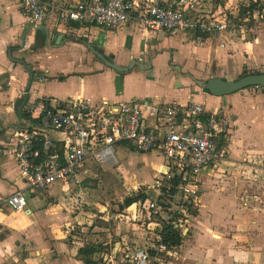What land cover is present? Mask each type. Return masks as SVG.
I'll list each match as a JSON object with an SVG mask.
<instances>
[{
	"label": "crops",
	"instance_id": "1",
	"mask_svg": "<svg viewBox=\"0 0 264 264\" xmlns=\"http://www.w3.org/2000/svg\"><path fill=\"white\" fill-rule=\"evenodd\" d=\"M78 1L43 0L50 9L60 6L72 8ZM139 1L152 2V0ZM193 1L198 5L199 18L205 21L216 18L228 25L227 30L219 40L201 35L204 41L197 42L193 34L181 32L167 36L163 32L162 34L147 31L130 23L117 29H106L96 25L81 27L74 22H59L54 9L51 10L49 24L47 26L42 25L49 32L47 35L43 31L45 29L36 28L27 22L23 7L19 2L0 0L1 198L9 197L18 191L24 193L26 191L19 178L17 163L11 150L17 127L34 126L39 129L41 126L40 116L51 106H61L64 101L69 99H86L89 100L93 110L105 111H107V107H114L120 101L131 103L174 101L180 105L201 104L206 108V111L224 113L223 115L230 121V129L228 137L221 142L223 158L203 169L200 174L202 202L194 212L193 224L190 225L189 231L183 233L185 234L184 240L179 247L175 248L178 251L175 253V250L172 253L169 264H264V92L260 91L261 87H251L230 96L215 97L199 91L198 86H196L198 89H195V92L177 89L174 87V81L176 82L183 76L178 78L172 75L171 64L166 59V56L169 55H166L168 53L167 46L173 48L174 54L178 56L187 54L183 46L180 47L179 43H174V40L178 38L181 43L194 47L196 54L193 56L196 60L202 61L201 66L209 63V68L202 69V71L205 70L203 76L206 79L220 78L233 81L231 77L234 76L238 80L243 74H264V21L256 22L252 19L248 25L245 22V17L237 18V14L239 15L241 11L240 9L238 11L239 0L223 2V11L220 13L212 5L216 3L215 0ZM208 4L213 7H208ZM231 14H236L234 19L230 16ZM251 23L256 29L254 36L250 39L247 37V32H249L247 30L252 28ZM124 30L131 31L127 38H133L132 48H124L122 45L125 39V37L121 38ZM81 32L98 33L102 35L100 38L104 41H97L96 44L88 39L77 40L73 38L71 40L74 43L81 44L78 41H85L91 43L98 51H104V48L107 47L114 48L112 51H104L107 60L115 62L117 65L122 64L120 66L125 67L126 70L118 71L109 67L96 56L98 61L95 63L90 61L88 66H78L75 63L77 59L74 54L65 55L62 53L63 47L59 49L53 47L54 42L61 45L69 40L66 35H75ZM60 36L62 37L59 38ZM41 37H44V46L50 47L48 54L59 57L62 55L68 59V63L64 62L63 65L58 66L57 62L53 65L55 67L44 71L45 73L37 71L34 67L33 70L31 66L33 58L25 59L21 54L30 51L35 53L34 51L41 43ZM81 45L87 48L85 44ZM136 52H142V56L145 52H149L150 56L146 58L147 63H143V57L132 56ZM116 55L118 61L115 59ZM124 55H130L129 64L125 62ZM189 56L192 55H188L185 59ZM22 58L25 59L27 67L15 62V59ZM135 61H140L144 67H148L150 64L151 68L141 69L140 65L134 64L133 68L130 69V65ZM195 62L197 61H194V64ZM136 67L142 71L155 68L164 71L165 77L169 80L165 94H162L164 97L160 94H158L160 97L153 95L148 97L143 92L140 93L136 90V85L143 87L142 83L138 82L137 74H140V70H135ZM28 68L33 75L28 73ZM175 69L181 74L183 73L182 75L190 76L189 70L184 67L176 66ZM27 91L28 95L22 97L23 93ZM209 96L215 98V103L212 107L207 108L205 103L212 100ZM33 104L40 106L35 117L25 115L24 111ZM106 104L107 107H105ZM56 138L58 137L56 136ZM143 156H155L162 160V169L159 170V174L155 178L153 177L151 181L140 184L139 188L145 190L146 186L149 187L155 183L161 173L166 172L164 168L167 166L165 158L158 153L134 151L130 152L125 160L135 157V161L144 167L147 158L142 161L140 158ZM149 166H153L151 161H149ZM149 172L151 175L152 171L149 170ZM88 176L89 171L87 169V172L82 174V182ZM58 186L65 188L66 184L57 183L41 195L34 193L32 198H39L44 195L45 198H63L60 199L61 202L67 200L66 195H56L58 192L56 187ZM49 191L55 194L51 195ZM145 191L147 192L144 193L146 197H155L157 194L150 189ZM136 193L141 192L137 190ZM136 193L133 192L131 195ZM47 194L49 195L46 196ZM27 200L30 213H18L23 216L18 221L31 219L36 215L34 206L37 203L31 205L30 202L33 200H29L28 197ZM123 202L120 200L118 203L116 234L106 235L107 241L101 244H98L97 241L79 243L80 245L76 247L72 244L77 243L78 235L73 233L69 236L62 234L51 237V242L45 238L43 240V237L39 236L35 239V244L39 246V249L34 250L27 249L29 242L23 240V237L9 234V236H1L3 224L13 223L9 216L16 213L6 205L2 206L0 208V264H15L14 261L24 246L28 252L29 259L25 260L28 264H85L78 256V251L86 244L103 245L104 249L94 255V261L98 264H115L113 250L117 244H121L120 254L124 253L125 258L129 248L146 247L156 239V235L160 232L159 230L151 231L153 236L150 238V242H148L149 239L141 240V244L133 241L132 234L141 217L140 202L122 209ZM60 219L62 220L63 217L50 221V224L56 226ZM75 223L76 220L71 221V224ZM119 228L121 231L127 230L123 236L129 239H123L122 242L121 237L118 236L120 234L118 233ZM35 231L37 232L36 229ZM142 236L144 237V235ZM181 236H183L182 233ZM68 237L71 239L65 240ZM19 238L24 242L17 245ZM70 240L73 241L68 244L67 241ZM46 242L52 243V245L48 247ZM109 244H111V248ZM106 255H110V258L104 263Z\"/></svg>",
	"mask_w": 264,
	"mask_h": 264
},
{
	"label": "built area",
	"instance_id": "2",
	"mask_svg": "<svg viewBox=\"0 0 264 264\" xmlns=\"http://www.w3.org/2000/svg\"><path fill=\"white\" fill-rule=\"evenodd\" d=\"M15 1L22 5L27 22L33 26H47L54 9L59 22L106 29L130 23L167 36L193 34L197 42H203L204 35L219 40L228 28L216 18H199L193 0H79L72 8L52 9L43 0ZM254 2L258 6L245 18L248 25L252 19L264 21V0ZM27 95L28 91L22 97ZM39 110L40 106L33 104L24 114L35 117ZM223 114L206 111L201 104L180 105L174 101H120L107 111L93 110L89 100L69 99L45 110L39 118V129L17 127L11 150L24 188L36 194L47 192L57 183L80 188L88 160L102 168L104 163L112 167L117 164V143L124 142L128 154L135 151L163 156L168 171L146 187L157 194L140 202L139 207V221L145 220L143 225L160 232L146 247L129 248L124 260L125 264H169L176 247L164 242L161 232L169 226L182 235L189 231L203 197L200 174L224 155L221 142L228 137L230 121ZM145 190L139 188L138 192L147 193ZM4 205L16 213L28 210L23 191L0 197V208Z\"/></svg>",
	"mask_w": 264,
	"mask_h": 264
},
{
	"label": "rangeland",
	"instance_id": "3",
	"mask_svg": "<svg viewBox=\"0 0 264 264\" xmlns=\"http://www.w3.org/2000/svg\"><path fill=\"white\" fill-rule=\"evenodd\" d=\"M207 1V0H206ZM229 0H215V4H212L215 6V9L218 10V13L223 11V2H226ZM238 2V11L241 8H244L247 6V4L250 3L251 0H239ZM208 3V2H207ZM212 5L208 4V7H213ZM236 10V9H235ZM237 14V12H236ZM236 14H231L230 16L232 19ZM240 17V14H237V18ZM249 28L247 31V37L252 38L255 34V27ZM131 31H123V35L121 38L125 39L123 40V46L124 48H132L133 44V38L128 37V34ZM162 33V32H159ZM163 34V33H162ZM160 34V35H162ZM69 40H66L61 45L53 43V47L55 49H59L63 47V52L65 55L67 54H74L77 61L75 62L76 65H84L88 66L90 65V61L92 63H95L98 61L95 56L92 55L91 52L84 46H82L79 43H74L71 39H77V40H83L88 39L91 40L94 43H98L97 41H104L100 38L98 33L92 34L88 32H81L78 34H69L66 35ZM163 36V35H162ZM177 40V41H176ZM174 43H179L180 47H184V49L187 51V54L178 56L174 54V49L170 48V46H167V54L166 56L167 61L171 64V72L172 75L177 76L178 78L180 76H183V78L178 79L176 82L174 81V87L179 88L184 91H192L195 92V89H198L197 80L205 81L208 80L204 78L205 70L202 71V69L209 68V63H206V65L201 66L202 61L196 60L194 54H196L194 51V47L188 46L187 44L181 43V40L178 38L174 40ZM162 47V46H160ZM104 48V47H103ZM108 48V50H107ZM104 48V51H112L114 48L107 47ZM161 50V48H159ZM48 51H50V47L44 46V37H41V43L37 46V49L34 51L35 53H32V51L27 52L26 54L22 53L21 56L25 59L33 58V62L31 63L32 69L36 68L37 71H40L42 73H45L44 71H47L51 69L55 63L58 62L59 65H63L64 62L68 63V59L66 57H63L62 55L59 56H53L48 54ZM157 51V50H156ZM154 51V52H156ZM158 53V52H156ZM153 54V52H151ZM33 55V56H32ZM109 55V54H108ZM188 55H192L188 57ZM132 56H140L143 57V63L146 62V58L149 55V52H145L142 56V52H136L132 54ZM116 57V58H115ZM114 58L118 61V56L116 55ZM124 59L126 63H130V55L125 56ZM194 61L195 62L194 64ZM193 64V65H192ZM122 65V64H119ZM184 67L186 70H189L190 76L188 75H182L180 72H178L175 67ZM34 67V68H33ZM142 69V68H141ZM135 70H140L138 67L135 68ZM140 74H137L138 82L140 81L142 83V88L140 86L136 85V90L140 93L143 92L146 96H160L164 97L162 94H165L166 91V85L167 82H169L168 78L165 77V73L163 70L160 69H151L148 71H139ZM207 72V71H206ZM50 73V72H49ZM165 77V78H164ZM233 78V81L236 80V76L231 77ZM230 78V79H231ZM177 84V85H176ZM177 86V87H176ZM199 91L201 89L199 88ZM261 92H264V88H260ZM159 96V97H160ZM212 98V100H208L205 103V106L207 108L212 107V105L215 103V98L209 96ZM167 98V97H165ZM140 155V154H139ZM147 158V161L145 162L146 165L144 167H141L140 164H138L135 161V157L129 160H124L123 162H120L118 164H115L111 170L106 171L101 166L93 163V161H87L86 166L89 171V176L87 179H85L82 184L80 185V188H77L73 185H66L65 188L62 186L56 187V191L58 190V194L56 195H66L67 200H63V202L60 201V199H56L54 197L52 198H45V196H40L39 198H32L34 191L31 189H26L25 195L28 197V199H32L33 202H30L32 204H36L34 206L35 214L33 218L31 219H25L22 221H18L19 219L23 218L22 215H19L18 213H12L11 216H9L10 220H13V223L11 224H3L2 226V235L9 236V235H17L19 237H23V240L29 242L27 249L28 250H34L39 249V246L35 244L36 237H43L47 241L51 242V237H57L64 235H70L71 233L78 235L77 236V243L72 244L73 246L78 247L77 245H80L79 243L85 244V243H91V241H97V243L101 244L106 240V235L111 234L115 235V228L118 226V203L120 200H123L130 196L133 192L136 193L141 183H146L147 181H151L153 177L155 178L159 174V170L162 169L161 164L162 160L161 158L155 157V156H143L140 159L144 161V159ZM149 161L152 162V167L149 166ZM149 170L152 171V174L150 175ZM164 170L166 172L168 169L165 167ZM142 185V184H141ZM147 187V186H146ZM64 188V189H63ZM49 193H52L49 191ZM36 194V193H35ZM42 193H39L37 195H41ZM47 194L46 196H48ZM62 205V206H61ZM61 206V207H59ZM58 217H63V219L58 220L56 223L57 225H51L50 221L57 219ZM42 218V220H41ZM72 220H76L75 224H71ZM122 220V219H121ZM125 221V220H124ZM142 221H138L139 224L136 226V229L134 230L132 234V240L136 243L141 244V240H148V242L151 241V237L153 236L152 232L153 230H148V227L144 224ZM116 224V225H115ZM193 223H191L192 226ZM123 227V225H122ZM121 227V228H122ZM121 228H119L118 236L121 237V240L123 242V239H129L127 237L123 236V233L127 231L126 229L121 231ZM37 230V232L35 231ZM107 229H109L107 231ZM54 232V234H53ZM132 232V231H131ZM9 234V235H8ZM122 234V235H121ZM128 234V233H127ZM141 234V235H140ZM144 235V237L142 236ZM67 237V236H66ZM147 237V238H146ZM185 236L183 235V240ZM71 239V238H66ZM19 238L18 244L24 242ZM64 240V241H65ZM73 241V240H72ZM67 241L68 244L72 242ZM52 243L46 242V246H51ZM131 245V244H130ZM136 246V245H132ZM109 247L111 248V244H109ZM106 248V247H105ZM131 248H137V247H131ZM26 246H24L23 249L20 251V255L16 258V262L14 260L15 264H28V262H25L28 258V252H26ZM175 251V250H174ZM178 251V249L175 251V253ZM32 260V259H31ZM24 262V263H22ZM102 264V263H101Z\"/></svg>",
	"mask_w": 264,
	"mask_h": 264
},
{
	"label": "water",
	"instance_id": "4",
	"mask_svg": "<svg viewBox=\"0 0 264 264\" xmlns=\"http://www.w3.org/2000/svg\"><path fill=\"white\" fill-rule=\"evenodd\" d=\"M33 26V25H32ZM36 28H42L45 29V33L49 35V32L46 30L45 27L42 25H36L34 26ZM60 36L59 38H61ZM81 44H85L87 49L96 57H98L105 65L112 67L118 71H124L126 70L125 67L117 65L115 62H110L107 60V56L104 53V51H98L96 47H94L91 43L85 42V41H78ZM9 55L11 56V53L9 52ZM16 63H20L23 66H26V61L24 58L22 59H15ZM134 64L140 65L141 68H151V65L149 64L148 67H144L140 61H135L130 65V69L133 68ZM28 73L32 74L31 70L27 69ZM33 75V74H32ZM32 83V81H31ZM197 86L201 89L202 92L212 95L215 97H224V96H230L233 94H237L240 91H243L245 89L251 88V87H261L264 88V74H248L246 76H242L236 81H226L222 80L220 78H211L205 81H196ZM27 213H30L29 210H27ZM120 247L121 244H117L115 249L113 250V259L116 261L117 264H125L124 260V253L120 254ZM110 258V255H106L104 263L107 262V260ZM115 263V264H116Z\"/></svg>",
	"mask_w": 264,
	"mask_h": 264
},
{
	"label": "trees",
	"instance_id": "5",
	"mask_svg": "<svg viewBox=\"0 0 264 264\" xmlns=\"http://www.w3.org/2000/svg\"><path fill=\"white\" fill-rule=\"evenodd\" d=\"M257 6V3H255L254 0H251L250 4L247 7L241 8L240 17L246 18L252 15ZM246 75L248 74H243V76ZM19 112L21 113V110ZM146 198L147 197L144 194L136 193L134 195L126 197L123 204L121 205V208H129L138 202H143ZM161 235L163 241L170 244V246L172 247H179L183 240V236H181V233L172 226L164 228L161 232ZM103 249V245L86 244L83 248L79 249L78 256L85 264H98L96 261H94V255L102 251Z\"/></svg>",
	"mask_w": 264,
	"mask_h": 264
},
{
	"label": "bare ground",
	"instance_id": "6",
	"mask_svg": "<svg viewBox=\"0 0 264 264\" xmlns=\"http://www.w3.org/2000/svg\"><path fill=\"white\" fill-rule=\"evenodd\" d=\"M124 145H125V143L122 142V143H117L114 147V155L116 157L115 161L117 163L122 162L128 155V152L125 150ZM103 168H104V170L109 171V170H111L112 166H109V165L104 163Z\"/></svg>",
	"mask_w": 264,
	"mask_h": 264
}]
</instances>
